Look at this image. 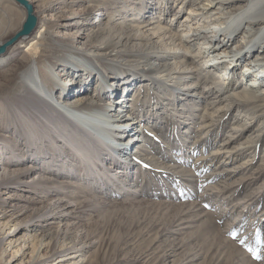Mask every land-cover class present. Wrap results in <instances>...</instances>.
I'll use <instances>...</instances> for the list:
<instances>
[{
  "label": "bare ground",
  "instance_id": "6f19581e",
  "mask_svg": "<svg viewBox=\"0 0 264 264\" xmlns=\"http://www.w3.org/2000/svg\"><path fill=\"white\" fill-rule=\"evenodd\" d=\"M25 1L30 5L35 18L34 32L32 31V35L18 38L15 44L5 48L4 52H8V57H11H0L1 74L7 67V60L19 52L20 66L16 65L15 72L6 84H0V100L4 101V96L15 94L23 118L20 134L0 135L4 137L0 141V161H2L0 168L3 171V174H0V195L6 194L5 191L11 188L26 187L38 193L52 190L56 194H63L70 201L75 200L63 206L60 205L63 202L62 199L55 201L50 199L45 203L47 205L41 206L38 210L26 204L17 205L11 195L5 198L0 196V220H2L0 222V264H79L81 259H78L79 256L76 254L89 246L82 245L77 248L75 241L65 243L68 239L67 231L63 230L59 239L57 238L58 228L54 225L63 217L69 216L68 207L70 206H75V209H81L82 212L91 211L92 206L89 203L92 201L83 196L68 197V194L73 193L67 189L70 186L74 187L73 185H67L61 189L57 182L50 180L53 178L42 175L47 173L52 176L69 172L70 169L66 164L68 160L74 161L76 168H80L81 165V167L86 166V171L96 170L95 167L98 165H104L106 171H117L115 169L120 167L127 169L128 165H122L113 154L111 155L114 151L112 147L107 146L101 139L82 132V129L84 130L87 126L89 117L97 115L96 117L102 120V117L108 113V106L114 103H117L121 114L124 108L126 109V104L130 102L129 110L126 109V114L123 116L127 120H118L120 117L118 114L112 122L110 121L113 125L103 130L104 138L107 133L119 144L125 145L122 149H117L121 153L126 151L127 147H135V138L129 137L131 133L129 131L132 128L133 132L134 126L136 127L137 123L140 124L144 118L135 112L136 107H143L146 104L148 106L149 100H139L140 92L130 99V90L135 79L126 72L131 66L128 63L119 62V59L122 57L126 62L133 64L146 63L150 71H144L145 69L142 68L143 76L152 83L155 82V85L170 89L173 101L175 93L171 90L173 89L171 84L173 80L178 79L174 75L194 74L196 86L200 89L196 90L194 96L199 102L208 100L207 109H211V112L206 111L207 109L203 112L208 123L201 126V129H206V134L212 132L224 118L225 112L232 109H236L234 123L239 122L241 116H247L248 113L257 114L254 118L262 117L264 113V0H191L187 4L199 3L196 6L197 10L195 12L189 10L175 32L162 27L159 23L160 18L142 22L139 19L141 16L137 18L135 14L131 19H127L125 15L120 16V20L110 25L111 17L107 19L106 10L112 11L110 16L118 12L115 10L116 3L110 5L111 1L96 0V5L91 7L92 10H88L75 22L74 18L78 17L76 14L61 15L58 19L60 21L55 22V18L53 19L50 13L59 7L62 9L64 4L78 7L84 0ZM161 2L164 3L165 8L166 3L163 0ZM18 5L13 0H0V47L8 41L6 36L9 31H14L21 26L16 25L21 18L13 13L14 9L18 8L22 16L26 17V11L24 10V16V8ZM148 7L147 1L143 4V8ZM95 9L100 11L91 20V13ZM138 11L141 12L142 8H138ZM51 23L60 31L50 32ZM73 27L75 28L72 29ZM144 39L148 41V44H162L163 47L145 49ZM133 41H138L142 49L133 52L130 48L133 46ZM176 41L178 44L175 43ZM166 44L171 47H167ZM178 55L183 56L182 62L176 61ZM153 59L161 60L163 63L160 62L153 67L151 65ZM242 59L246 62L240 66ZM131 71L133 74H139L134 70ZM234 74L238 76L237 81L234 80ZM244 80H246L245 84ZM92 84H94L93 93H88ZM167 93H162V97L167 98L169 96ZM52 95L55 104L51 101ZM105 96L112 98L113 103L110 104L112 100L109 99L105 105L101 106L98 101ZM154 99H157L156 95ZM65 107L69 109L70 117L61 110ZM107 122L110 124L109 121ZM244 125L246 131L253 127L250 122H245ZM231 130L234 131V127ZM140 131L142 140L153 136V133L143 126L141 129H135L133 136ZM163 132L161 136L165 137L166 133ZM63 134L70 136L72 143L80 147L76 148L79 152L75 154L68 149V146L61 149L62 155L56 154L54 142L63 137ZM19 135L22 138L21 142H19ZM5 138L8 145L17 144L18 147L7 149L8 146L3 143ZM116 141L113 142L116 143ZM240 150L227 151L226 157L232 160L230 156H240ZM223 153L214 151L211 156ZM261 156L264 160V149ZM31 159L32 164L25 168L20 167ZM212 160L206 157L197 161L211 162ZM8 163L11 164V168H16L6 172L4 166H8ZM139 163L142 166L147 165V162L143 160H139ZM38 170L43 174L33 176L32 174ZM83 175L84 173L82 177ZM124 176L126 174L123 173L122 177ZM87 177L90 180L95 179L94 174H89ZM26 178H29L27 182H23L22 180ZM76 178L80 179V174ZM122 182L120 179V183L116 184L118 187L116 185L115 187L121 190ZM94 189H97V185L88 187L87 195ZM33 203L29 201L27 204Z\"/></svg>",
  "mask_w": 264,
  "mask_h": 264
},
{
  "label": "rangeland",
  "instance_id": "374dc122",
  "mask_svg": "<svg viewBox=\"0 0 264 264\" xmlns=\"http://www.w3.org/2000/svg\"><path fill=\"white\" fill-rule=\"evenodd\" d=\"M95 1L84 0L78 7L64 4L62 9L59 7L50 15L56 19L55 22H59L61 15L76 14L78 17L74 18L75 22L88 10H92L91 7L96 5ZM106 1H111L110 5L116 3L115 10L118 11L116 15L110 16L112 11L106 10L107 19L111 17L110 25L120 20V16L125 15L127 19H131L136 15L137 18L141 16L139 19L142 22L160 18L161 26L171 32L179 28V24L188 15L189 10L195 12L196 6L199 5V3L188 5L187 2L191 0H163L166 3L165 8L161 0ZM147 1L149 7L143 8V4ZM138 8H142V11L137 12ZM16 10L18 8L14 9L13 13L21 18L16 25L21 26L9 31L6 36L8 40L18 32H15L16 30L21 29L25 20L21 12ZM98 11L100 9H95L91 13V20L97 16ZM23 13L25 16L24 9ZM52 23L50 32L60 31ZM144 42L145 49L163 47L162 44H148L145 39ZM175 43L178 44V41ZM132 44L130 48L133 52L142 49L138 41H133ZM166 46L171 47L169 44ZM18 53L7 60V67L0 74V84H6L15 72L16 65L20 66ZM0 57L11 56L8 57V52L5 51ZM153 60H151L153 67L160 62L163 63L161 60ZM183 60L182 55L176 58L178 62ZM119 62L131 66L126 72L135 79L131 86L130 99L140 92L139 100H149L148 106L146 104L143 107H136L135 112L144 118L140 124L134 126L133 132L132 128L129 131L131 132L129 137L135 138V147H127V150L121 153L117 149H122L125 145L119 144L115 138L110 137V134L106 133L109 137L104 138L103 128L113 125L110 121L112 122L120 114L117 103L108 106V113L102 117V120L97 118V115L89 117L87 126L82 132L91 134L112 147L114 151L111 155L113 154L115 159L128 167L115 169L117 171H106L104 165H98L95 167L96 170L86 171V166L81 167V165L80 168H76L75 162L68 160L66 164L70 169L69 172L52 176L47 173L42 175L53 178L50 180L57 182L61 189L73 185L74 187L70 186L67 189L73 193L68 194V197L83 196L92 201L89 203L92 206L91 211L82 212L81 209H75V206L68 207L69 216L63 217L54 225L58 228L57 238L60 239V233L66 230L68 239L65 243L75 241L77 248L82 245L89 246L83 249V252L76 254L79 256L78 259H81L79 264H264V160L261 156L264 149V113L262 117L257 118H254L257 114L248 113L247 116H241L239 122L234 123L236 109L226 111L219 125L206 134L207 130H202L201 126L208 123L203 114L207 109L208 100L199 102L195 98L194 94L198 86L194 74L174 75L178 79L173 80L171 84L176 100L173 101L170 89L155 85V82L152 83L143 76L142 68L145 69L144 71H150L146 63L133 64L126 62L122 57ZM245 62L246 60L242 59L240 66ZM131 70L139 74H133ZM237 77L234 74V80L237 81ZM93 89L94 84L90 86L88 93H93ZM162 93H167L169 96L163 98ZM155 95L157 99H154ZM4 97V101L0 100V135L20 134L23 125L21 107L15 99V94ZM109 99L112 100L110 103L112 104L113 99L107 96L98 103L103 106ZM51 101L55 104L53 95ZM129 105L130 102L126 104L128 110ZM66 109L65 107L61 110L70 117L69 109ZM126 109L124 108L118 120H127L123 117ZM206 111L211 112V109L208 108ZM245 122L253 125L248 131L244 128ZM142 126L153 133L151 138L148 136L146 140H142L141 131L133 136L135 129H141ZM233 127L234 131L231 130ZM162 132L166 133L165 137L161 136ZM19 136L21 142V135ZM3 138L0 136V141ZM3 143L8 146L7 149L18 147L17 144L8 145L7 138ZM53 146L56 154L61 155L63 147L69 146L68 149L74 153L79 152L76 148H80L76 143H72L70 136L65 134L58 138ZM236 149H241V155L230 156L233 159H228L226 157L228 154L225 152H234ZM214 151L224 153L211 156ZM206 157L209 160L215 159L211 162L197 161ZM139 160L146 161L147 165L142 166ZM32 161V159L28 160L20 167L25 168L32 164ZM10 166L9 163L8 166H4L6 172L16 168ZM1 173L3 174V171L0 168ZM123 173L126 176L122 177ZM35 174L43 173L38 170L32 175ZM78 174L80 179L76 178ZM89 174H94L95 179L90 180L87 177ZM28 179L22 181L27 182ZM120 179L123 181L120 185L123 186L121 190L115 187L120 183ZM124 179H127L128 183ZM91 185H97V189L87 195L88 187ZM5 193L0 196L5 198L11 195L17 205L26 204L38 210L41 206L47 205L45 203L50 199L53 201L62 199L60 205L63 206L75 200L70 201L63 194H56L52 190L38 193L26 187L11 188ZM29 201L36 204H27Z\"/></svg>",
  "mask_w": 264,
  "mask_h": 264
},
{
  "label": "water",
  "instance_id": "95a60500",
  "mask_svg": "<svg viewBox=\"0 0 264 264\" xmlns=\"http://www.w3.org/2000/svg\"><path fill=\"white\" fill-rule=\"evenodd\" d=\"M19 4L26 11V17L22 25V29L10 40H8L3 46L0 47V55L4 53L6 47L12 45L18 38L31 34L33 31L35 18L32 14L30 5L25 0H13Z\"/></svg>",
  "mask_w": 264,
  "mask_h": 264
}]
</instances>
